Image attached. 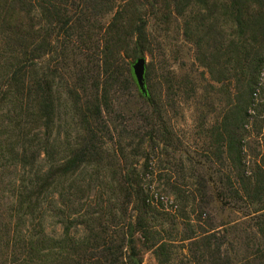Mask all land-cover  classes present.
Masks as SVG:
<instances>
[{
  "label": "rangeland",
  "instance_id": "rangeland-1",
  "mask_svg": "<svg viewBox=\"0 0 264 264\" xmlns=\"http://www.w3.org/2000/svg\"><path fill=\"white\" fill-rule=\"evenodd\" d=\"M146 6L139 13L147 19L143 58L154 109L129 80L134 46H102L114 11L100 17L87 11L74 18L70 10L75 21L69 37L53 42L37 59L38 77L51 80L52 127L45 132L40 123L23 126L29 124L24 119L15 127L13 121L0 118V137L7 145L0 155V213L12 208L16 186L33 193L37 176L70 155L86 138L84 130L90 125L99 139L98 161L76 172L72 185H51L41 201L30 203L36 213L47 206L53 209L45 212L41 222L44 236L55 242L61 239L62 222L68 217L70 236L95 239L97 245L105 242L103 250L97 246L92 254L108 250L105 253L114 254L113 264H132V258L138 264H198L189 253L194 239L188 238L193 234L235 227L240 233L248 231L250 222L244 214L223 206L216 197L220 188L216 179L230 174L228 162L219 163L228 158L224 144H219L221 160L216 156L217 132L228 129L231 104L244 97L245 87L234 79L233 69L212 67L210 72L198 63L213 47L210 42L196 47L192 40L200 33H184L185 24L198 10L164 21L163 8ZM220 28L224 38L232 37L233 30L222 15ZM104 49L113 55L108 68L103 65ZM117 49L121 54L114 59ZM255 99L262 114L257 120L259 115L253 112L255 118L243 133L249 168L264 156V69ZM96 105H101V114L95 120L91 115ZM22 148L31 165L11 159ZM138 198L145 200V215ZM162 245L166 248L160 253L157 249Z\"/></svg>",
  "mask_w": 264,
  "mask_h": 264
},
{
  "label": "trees",
  "instance_id": "trees-1",
  "mask_svg": "<svg viewBox=\"0 0 264 264\" xmlns=\"http://www.w3.org/2000/svg\"><path fill=\"white\" fill-rule=\"evenodd\" d=\"M146 5L163 8L164 21L173 15L181 17L187 11L198 10L192 22L185 24L184 33L191 36L200 33L192 40L196 47L205 46V42L213 46L202 54L198 63L210 72L212 67L222 70L226 67V72L233 69L234 79L237 83L243 82L245 87L244 97L231 104L232 111L226 119L228 129L223 133L217 132L220 143L216 145V156L222 153L219 144H224L228 158L219 163L222 166L228 162L230 174L216 179L220 185L216 197L223 206L244 214L250 222L246 228L248 231L240 233L236 227L222 233L202 230L198 236L193 234L188 238L194 239L189 253L198 264L203 260V264H264V156L260 163L255 162V167H248L243 134L254 117L252 113L257 111V120L262 114L255 107V95L264 69V0H0V71L3 81L0 85V118L6 122L13 121L15 127L23 119L29 123L23 126L40 123L48 132L54 117L52 85L48 76L38 77L40 51L44 52L48 46H53V42L60 43L61 39L69 37L73 30L72 21L77 15L81 18L89 11L100 17L114 11L115 15L105 29L102 46H128L131 43L134 46L133 60L143 57L148 45L147 19L139 10ZM70 10H74V18ZM220 15L233 30L229 39L224 38L220 28ZM120 52V49L115 50L114 59ZM112 57L104 49L102 59L106 68L111 65ZM207 60L209 63L205 62ZM131 66L128 69L131 84L135 85L138 96L154 109L147 88L146 69L145 96L135 83ZM94 110L95 114L91 116L96 120L101 114V105H96ZM9 114L14 115V120L8 118ZM83 122L86 124L87 120L84 118ZM84 133L86 138L74 147L69 156L37 176L34 186L37 189L33 193L27 187L21 189V186H16L17 195L12 208L0 213V264H113L114 254L105 253L108 250L101 255L92 254L97 246L103 250L105 242L97 245L95 239L70 236L68 217H64L62 222L61 239L55 242L44 236L41 222L45 212L52 213L53 209L47 206V210L41 209L36 213L30 204L32 199L41 201L51 185H72L76 172L98 161L99 139L90 125ZM5 146L0 137V155ZM9 149L12 154L14 148L11 146ZM25 152L26 148H22L11 159L31 165L25 161ZM29 185L32 186V181ZM23 194L24 198L21 197ZM26 199L29 203L25 205ZM137 200L143 203L142 214L148 213L145 200ZM165 248L166 245H162L157 251L163 253ZM129 249L134 255L133 246L130 245ZM132 264L138 262L132 258Z\"/></svg>",
  "mask_w": 264,
  "mask_h": 264
},
{
  "label": "water",
  "instance_id": "water-1",
  "mask_svg": "<svg viewBox=\"0 0 264 264\" xmlns=\"http://www.w3.org/2000/svg\"><path fill=\"white\" fill-rule=\"evenodd\" d=\"M132 75L139 91L146 96L145 88V59L143 57L137 58L131 66Z\"/></svg>",
  "mask_w": 264,
  "mask_h": 264
}]
</instances>
